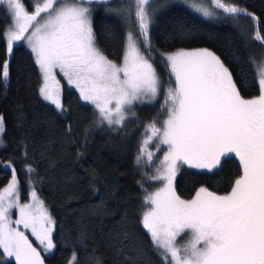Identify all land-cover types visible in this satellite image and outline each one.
Here are the masks:
<instances>
[{"label":"snow or ice","instance_id":"snow-or-ice-1","mask_svg":"<svg viewBox=\"0 0 264 264\" xmlns=\"http://www.w3.org/2000/svg\"><path fill=\"white\" fill-rule=\"evenodd\" d=\"M110 0H34L28 11L23 0H0V6L10 20L0 33L6 44V58L0 64V86L10 81V56L14 46L23 42L34 55L42 84L40 97L64 111L62 88L57 79L59 70L73 86L82 101L94 106L95 125L119 129L137 103H154L160 95V78L154 67V45L151 26L155 23L149 10L152 0H130L128 6L107 7ZM202 19L214 18L215 10L238 19L250 16L245 8L211 0L210 8L203 0H181ZM93 5L128 19L136 26L125 35L121 62L105 56L96 45ZM134 7V20L132 8ZM195 33L193 27L177 21L166 39L187 40ZM254 39L264 44L259 31ZM160 63L168 73L169 85L157 116L166 113L162 123L156 119L145 125L136 157L137 165L153 158L166 147L163 158L150 181L162 182V187L147 192L146 207L141 214L143 229L150 235L154 250L163 264H264V59L252 58L255 67L250 81L242 65L241 86L258 87L259 94L244 98L233 73L223 60L208 48L177 49L164 52L158 48ZM174 78V86L172 80ZM86 135L88 130L86 129ZM6 132L0 115V139ZM155 142L156 152L149 150ZM235 158L240 174L230 181L225 194L200 186L194 196L185 200L176 192L175 180L182 166L197 170V174L217 175L223 163ZM12 169L8 184L0 189V258L4 264H44L41 252L33 246L26 231L45 252L56 245L53 240L55 220L45 202L32 186L35 169L26 166L29 185L28 202L21 201L17 173ZM17 218L13 219V212ZM21 227L23 230H21ZM26 230V231H25ZM189 235L184 244L182 235ZM124 240L114 248L124 255ZM82 243V241L77 242ZM68 264H79L73 248ZM84 264H102L95 253L86 255Z\"/></svg>","mask_w":264,"mask_h":264},{"label":"trees","instance_id":"trees-1","mask_svg":"<svg viewBox=\"0 0 264 264\" xmlns=\"http://www.w3.org/2000/svg\"><path fill=\"white\" fill-rule=\"evenodd\" d=\"M23 2L28 11L33 10L34 0ZM117 2L110 0L109 4L116 6ZM222 2L245 8L259 23L252 17L245 21L248 26L233 23L231 19L211 22L185 6L172 5L164 8L152 25L153 45L164 52L212 50L233 73L241 95L246 99L253 98L259 94L258 87L241 86L238 64L243 66L251 81L255 67L248 61L254 48L264 50V44L254 39L257 31L264 37V0ZM94 8L97 47L109 59L121 62L124 23L117 15L107 12L105 6L95 5ZM177 21L193 27L194 35L184 41L166 39ZM9 24L10 20L0 6V33ZM154 55L163 86H168V73L160 63L159 53L154 52ZM5 58L6 44L0 38V64ZM40 80L32 55L23 42L17 43L10 56V81L6 89L0 86V115L6 125V132L0 139V189L8 184L12 175V169L3 165L11 163L22 197L26 199L29 185L25 169L28 165L35 169L30 174L32 186L56 222L53 233L56 247L43 256L44 263L68 264L75 248L79 264H84L86 255L91 253H95L102 264H163L141 224L146 192L139 183L143 182L150 192L159 182L147 179L153 175V168L144 162L138 167L136 157L142 139L146 138L142 135L145 125L153 119L160 123L166 114L157 116L166 88L155 103L135 104L136 115L130 116L122 128L115 129L96 126L94 108L83 103L76 92L67 87L62 94V113L46 104L39 97ZM239 174V163L235 158L225 161L217 175L197 174L196 170L182 166L175 189L185 200L191 199L200 186L225 194L231 189L230 181ZM125 235L128 239L124 241L126 247L122 255L114 245L124 240ZM78 241L82 243L78 244ZM0 264H4L2 258Z\"/></svg>","mask_w":264,"mask_h":264},{"label":"rangeland","instance_id":"rangeland-1","mask_svg":"<svg viewBox=\"0 0 264 264\" xmlns=\"http://www.w3.org/2000/svg\"><path fill=\"white\" fill-rule=\"evenodd\" d=\"M195 2L199 3V2H201V0H195ZM203 2H204L207 6H209L210 8L214 7V6L211 5V0H203ZM129 4H130V0H118L116 6H115V5H112V4H109L107 7H119L120 5L128 6ZM172 5H180V6H185V7H187L185 3H181V0H152V3H151V5H150L149 10L153 12V15H154L155 20H156V18L158 17L157 15H158L160 12H162V10H163L164 8L169 7V6H172ZM92 7H93V10H94V9H95V8H94L95 5H93ZM187 8H188L192 13H195V12H194L193 10H191L189 7H187ZM214 11H216V13H217V15H216L214 18H211V19H203V20H208V21H211V22H216V21H221V22H223V21H227V20L231 19V20H233V21H232L233 23L235 22V23L241 24V25H243V26H248V25H246L245 21H247V19H251V17H249V16H248V17H247V16H242V18H245V19H242V20H241V18L233 19L232 17L230 18V17H228L227 14L223 13L222 10H215V9H214ZM132 12H133V15H132V17H131V20H134V19H135V17H134V7L132 8ZM112 14H115V13H112ZM195 14H196V13H195ZM115 15H116V14H115ZM196 15H198V14H196ZM117 16H118V15H117ZM118 17H120V18L122 19L123 23H124V26H125V29H126V30H125V35H126V33L129 31V29H131L133 32H136V31H137L136 26H135L134 24H132L128 19H126V18H124V17H121V16H118ZM238 24H236V25L238 26ZM247 24H248V23H247ZM239 28H241V27L239 26ZM151 29H152V26H151ZM150 35H151V32H150ZM124 39H125V36H124ZM151 40H152V38H151ZM152 43H153V41H152ZM23 44L25 45L27 51L32 55V58H33L34 63H35V58H34L33 53L31 52V50L27 47V45H26L25 43H23ZM124 45H125V43H124ZM153 51L155 52V47H154ZM155 53H157V52H155ZM252 58H254V59L257 61V65H256L255 67H258V66H259V62H260L262 59H264V50H261V49L259 50V49H257V48H254V50H253V56L251 57V59H252ZM116 63L119 64L120 62H116ZM153 63H154V61H153ZM35 65H36V63H35ZM154 67H155V64H154ZM37 68H38V72H39L40 79H41V80H40V85H39V86H41V84H42L41 72H40V69H39L38 66H37ZM155 68H156V67H155ZM156 71H157V73H158V75H159L158 70H156ZM56 73H57V79L60 81V84H61L62 94H63V89H64V87H67L68 89H72V90H74V91L76 92V94L79 96V99L81 100L80 95H79V92H78L73 86H70V85L67 83V81L64 79V77H63L61 74H59V70H58V69L56 70ZM159 78H160V76H159ZM173 81H174V78H173ZM160 82H161V86H160V95H159V97H161L162 93L164 92L162 89H165V88L168 87V86H166V84L163 86V83H162L161 79H160ZM173 86H174V85H173ZM39 97H40V95H39ZM62 98H63V96H62ZM41 99H42V98H41ZM163 100H164V98H163ZM42 101L45 102L46 104H49L48 102L44 101L43 99H42ZM81 101H82V100H81ZM82 102L85 103V104H87V105H90V106H92V107L94 108L93 105L88 104V103H86V102H84V101H82ZM161 102H163L162 99H161ZM145 103H147V102H145ZM154 103H155V102H154ZM49 105H51V104H49ZM51 106L54 107L53 105H51ZM54 108H55V107H54ZM55 109H56V108H55ZM56 110H57V109H56ZM57 111H58V110H57ZM165 116H166V114H165ZM165 116H164V118H165ZM164 118L160 121V123H162V121L164 120ZM106 126H107V125H106ZM1 145H2V141H0V146H1ZM153 146H154V148H153ZM149 150H150V151H153L154 153L156 152V144H155V142H153L152 144L149 145ZM164 151H166V147H165L163 150L159 151V153H158L157 155H155L154 158H153V162H152V165H151V167L153 168V174H154V170H155V168L159 165L160 160L163 158ZM237 162H238V160H237ZM144 163H145V165L147 166V160H146V159H145ZM238 163H239V162H238ZM193 170H194V169H193ZM196 171H197V170H196ZM176 178H177V177H176ZM157 184H158L157 187H156L155 189L151 190L150 192H153V191L157 190L158 188L162 187V182H159V183H157ZM27 194H28V193H27ZM28 199H29L28 196H27L26 199H24V198L22 197V194H21V201H22V202H28ZM145 210H146V209H145ZM16 218H17V213L14 211V212H13V219H16ZM21 230H23L22 227H21ZM25 231H26V230H25ZM26 235H28L30 241H32L33 246H34V247H37L38 251L41 252V256H42V258H43V260H44V257H43V256L46 255L48 252H45V251L43 250V248L39 245V243L35 240V238L32 237V235H31L30 232L26 231ZM188 239H189V235H187V234L182 235L180 238H178V243L182 245V244H184ZM2 259H3V261H6L8 258H2ZM44 264H45V263H44Z\"/></svg>","mask_w":264,"mask_h":264}]
</instances>
